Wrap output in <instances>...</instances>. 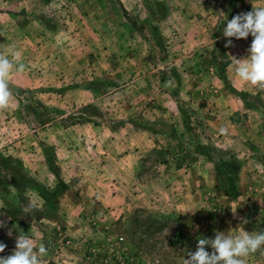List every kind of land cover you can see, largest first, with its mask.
I'll return each instance as SVG.
<instances>
[{
  "label": "rangeland",
  "instance_id": "374dc122",
  "mask_svg": "<svg viewBox=\"0 0 264 264\" xmlns=\"http://www.w3.org/2000/svg\"><path fill=\"white\" fill-rule=\"evenodd\" d=\"M0 264H264V0H0Z\"/></svg>",
  "mask_w": 264,
  "mask_h": 264
}]
</instances>
